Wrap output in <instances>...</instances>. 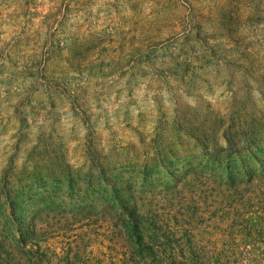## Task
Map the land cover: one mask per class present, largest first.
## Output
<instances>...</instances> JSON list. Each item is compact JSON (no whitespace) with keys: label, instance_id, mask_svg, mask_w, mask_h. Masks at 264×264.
<instances>
[{"label":"rangeland","instance_id":"rangeland-1","mask_svg":"<svg viewBox=\"0 0 264 264\" xmlns=\"http://www.w3.org/2000/svg\"><path fill=\"white\" fill-rule=\"evenodd\" d=\"M253 171L264 0H0V264L108 262L116 197Z\"/></svg>","mask_w":264,"mask_h":264},{"label":"trees","instance_id":"trees-1","mask_svg":"<svg viewBox=\"0 0 264 264\" xmlns=\"http://www.w3.org/2000/svg\"><path fill=\"white\" fill-rule=\"evenodd\" d=\"M264 171L183 196L143 211L116 197L115 224L104 238L108 262L101 264H264ZM192 205V206H191ZM258 216L250 224V214Z\"/></svg>","mask_w":264,"mask_h":264}]
</instances>
